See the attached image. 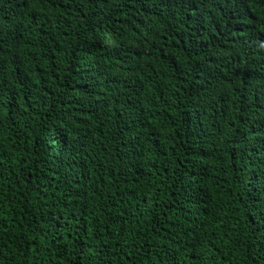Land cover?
Segmentation results:
<instances>
[{
	"label": "trees",
	"instance_id": "16d2710c",
	"mask_svg": "<svg viewBox=\"0 0 264 264\" xmlns=\"http://www.w3.org/2000/svg\"><path fill=\"white\" fill-rule=\"evenodd\" d=\"M201 2L0 0V264H264V0Z\"/></svg>",
	"mask_w": 264,
	"mask_h": 264
},
{
	"label": "clouds",
	"instance_id": "9594fccd",
	"mask_svg": "<svg viewBox=\"0 0 264 264\" xmlns=\"http://www.w3.org/2000/svg\"><path fill=\"white\" fill-rule=\"evenodd\" d=\"M182 2V4H185V6H188V2H190V0H180ZM215 0H200L201 4L204 6V7H208V6H211L212 2H214Z\"/></svg>",
	"mask_w": 264,
	"mask_h": 264
}]
</instances>
